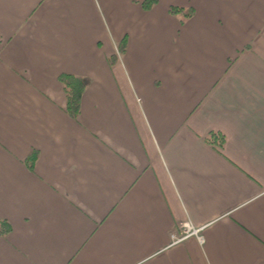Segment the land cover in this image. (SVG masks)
Masks as SVG:
<instances>
[{"label": "crops", "instance_id": "1", "mask_svg": "<svg viewBox=\"0 0 264 264\" xmlns=\"http://www.w3.org/2000/svg\"><path fill=\"white\" fill-rule=\"evenodd\" d=\"M142 2L0 0V264H264V0Z\"/></svg>", "mask_w": 264, "mask_h": 264}, {"label": "trees", "instance_id": "2", "mask_svg": "<svg viewBox=\"0 0 264 264\" xmlns=\"http://www.w3.org/2000/svg\"><path fill=\"white\" fill-rule=\"evenodd\" d=\"M159 0H143L142 6L144 10L149 11L158 4ZM170 13L177 16L181 23L191 18L194 15L193 8H183L172 6L169 9ZM126 48L125 41L119 45L120 52H124ZM62 83L64 85L67 96V110L71 115L76 116L80 111L81 97L86 89V83L81 78L70 76L69 78L62 77ZM206 143L211 147L217 149L219 152L223 151L226 143V136L221 132H211L206 138ZM9 226L6 222L0 221V232H9Z\"/></svg>", "mask_w": 264, "mask_h": 264}, {"label": "built area", "instance_id": "3", "mask_svg": "<svg viewBox=\"0 0 264 264\" xmlns=\"http://www.w3.org/2000/svg\"><path fill=\"white\" fill-rule=\"evenodd\" d=\"M191 237H196L200 243L204 242V238L202 235V228L194 227L190 223L185 222L180 226L179 232L174 233L172 235V243L178 244L184 242L185 240Z\"/></svg>", "mask_w": 264, "mask_h": 264}]
</instances>
